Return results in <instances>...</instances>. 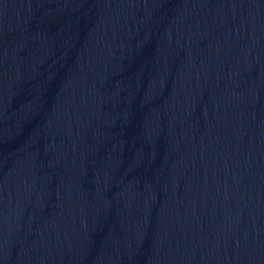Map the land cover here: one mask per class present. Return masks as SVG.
<instances>
[{
  "label": "water",
  "instance_id": "95a60500",
  "mask_svg": "<svg viewBox=\"0 0 264 264\" xmlns=\"http://www.w3.org/2000/svg\"><path fill=\"white\" fill-rule=\"evenodd\" d=\"M0 264H264V0H0Z\"/></svg>",
  "mask_w": 264,
  "mask_h": 264
}]
</instances>
